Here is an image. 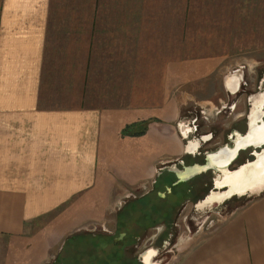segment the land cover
<instances>
[{
	"label": "crops",
	"instance_id": "1",
	"mask_svg": "<svg viewBox=\"0 0 264 264\" xmlns=\"http://www.w3.org/2000/svg\"><path fill=\"white\" fill-rule=\"evenodd\" d=\"M150 1L100 0L107 13L93 20L87 46H75V56L66 43L47 44L49 0H0V264H43L85 224L105 226L111 199L139 186L146 190L132 199L150 194L160 212L185 202L246 200L174 264H264V181L229 194L240 183L254 182L261 171L255 176L250 170L264 164V93L251 112L253 98L245 97V114L236 115L217 138L181 121V105L194 92L183 96L179 89L216 71L222 59L217 56L229 54L211 45L208 55L215 57L165 64L159 105L122 104L121 83L139 69L141 32L151 17L143 12ZM198 1L212 6L215 0ZM238 1L264 7V0ZM179 2L171 0L176 7ZM85 32L82 24L76 40ZM231 75L224 86L236 95L242 84L238 77L236 90H230ZM173 89L177 94L171 95ZM213 139L216 145L203 149ZM209 168V193L176 201L172 188ZM148 249L154 253L146 260ZM155 253L148 247L135 257L148 264Z\"/></svg>",
	"mask_w": 264,
	"mask_h": 264
},
{
	"label": "rangeland",
	"instance_id": "2",
	"mask_svg": "<svg viewBox=\"0 0 264 264\" xmlns=\"http://www.w3.org/2000/svg\"><path fill=\"white\" fill-rule=\"evenodd\" d=\"M193 1L195 6H193ZM193 1L190 3V1L180 0L177 7L171 3V0L150 1L146 11L143 12L145 16L148 14L151 17L144 21L145 28L141 32L137 58L138 72H134L133 78L130 76L128 78V73L120 74L124 78H128L126 82L121 83L122 104L125 103V100H130L132 102L130 104L134 106L159 105L162 98L160 91H162L161 83L164 80L165 64L215 57L208 55L209 47L212 45L217 47L218 51L223 53L228 51L229 54L217 56L222 59L220 67L216 71L179 89V93L183 96H187L184 91L194 92L193 98L186 99V102L181 105L180 120L186 124H196V133L211 132L217 138L230 126L236 115L245 114L248 107L245 97L250 95L253 98L249 110L251 112L255 98L264 93V17H262L264 16V7H257L253 1L249 4L246 2L241 4L237 0H215L212 6L201 4L198 0ZM99 2L100 0H67L69 11L72 9L71 13L74 12L76 21L79 19L84 24L86 32L82 35L83 40L80 38V41L76 40L78 36L72 31L66 38L63 37V34L58 33L52 38V44L58 46L61 43H66L68 51H70L69 54L75 56L80 54L79 51H75V46H87L89 38L87 32H92L93 20H96L97 15L107 13L104 8L102 10L99 7ZM185 4H187L186 8ZM80 6L83 8L81 9ZM79 13L81 17L78 16ZM75 17L64 24H73ZM229 36L233 39H229ZM238 47L243 50L236 51ZM197 50L202 54L196 55ZM229 74H235L231 76L238 75L241 81L240 92L235 93L236 95L228 92L224 86L225 77ZM175 93L177 94L173 89L171 95H175ZM65 96L70 99L74 98L75 94L66 93ZM150 99L153 100L152 104L144 102L145 100L150 101ZM233 101L236 103H234L235 106H233ZM215 145L214 140L210 145H203V149L210 150ZM198 158H201V155L194 159ZM262 169H264V164L252 168L250 174L255 176L261 171L254 178V182L240 183L237 186L239 188L232 189L229 194L234 190L242 192L245 187L264 181V170L262 171ZM212 174L214 176L213 172ZM242 176L244 180L249 178L244 171ZM209 177L207 175V180ZM203 178L205 179V177ZM226 182L228 179L225 178L221 184ZM145 190V187L141 186L126 190V192L123 190L122 196L111 199L110 212L107 213L105 226L97 224L94 226L89 223L81 227L80 231H101L116 237L120 236L117 231L116 213L125 203L134 198L133 195L140 196ZM126 195L128 196L126 197ZM214 201L215 199L211 203L203 201L201 205L185 202L175 219L174 230H170L168 235L165 234L164 226H153L137 243L127 246L125 249L139 258L147 246L152 247L156 249V253L153 263L149 261L148 264H174L189 245L214 230L246 200H242V202L241 199L228 198ZM157 206H160V203L157 202ZM137 226L140 224L132 221L129 228ZM171 227L168 226L167 229H171ZM160 232H162L160 239L166 237L165 240L157 239ZM122 237L119 241L123 239ZM152 250H147L145 259L151 255ZM58 251L59 248L55 249L43 264L54 261Z\"/></svg>",
	"mask_w": 264,
	"mask_h": 264
},
{
	"label": "trees",
	"instance_id": "3",
	"mask_svg": "<svg viewBox=\"0 0 264 264\" xmlns=\"http://www.w3.org/2000/svg\"><path fill=\"white\" fill-rule=\"evenodd\" d=\"M71 12L72 9L69 11L67 0H49L47 44L52 42L55 33L66 34L72 31L80 34L82 23L79 19L76 21L74 12ZM78 16L81 17V14L79 13ZM73 17H75L73 24H64ZM46 46L45 44V48ZM45 63H43V71ZM170 176L173 180L174 177ZM188 188V182L180 183L172 188L176 201L189 198ZM175 196L173 199H176ZM156 208L157 202L153 201L150 194L128 201L116 214L117 231L119 234L123 233L121 241L116 242V236L101 231L74 232L65 238L60 252L49 264H140L131 251L125 248L137 243L148 229L153 227L152 225L165 222L169 218H172V222L177 216L176 206H173L170 212H160ZM132 221L140 226L129 228Z\"/></svg>",
	"mask_w": 264,
	"mask_h": 264
},
{
	"label": "flooded vegetation",
	"instance_id": "4",
	"mask_svg": "<svg viewBox=\"0 0 264 264\" xmlns=\"http://www.w3.org/2000/svg\"><path fill=\"white\" fill-rule=\"evenodd\" d=\"M243 92H244V90H243ZM253 155H251L250 156V159L252 160L253 159ZM207 175H209L210 177L208 178V180H207ZM203 177H205V179L203 178ZM213 174H212V170L209 168V169H207V170H205V171H203L202 173H200V174H196L195 176H191V178H189V179H187V181H188V185H189V188H188V190H187V193H188V196H189V198H187V199H191V200H193V199H196V198H199L200 196H201V194H202V196H205L207 193H209V190H210V183H211V181H212V179H213ZM184 181V180H183ZM179 207V206H178ZM177 206H176V208H175V211H177V214H179V212H180V210H181V207H179L178 208ZM177 217V216H176ZM176 217H175V219H176ZM171 219L172 218H169L168 220H166L165 222H161V223H158V224H155L154 226H164V230H165V234H167L168 235V233H169V231L170 230H174L173 229V227H174V225H175V219L171 222ZM172 223V224H171ZM153 226V225H152ZM168 226L169 227H171V229H167L168 228ZM150 229V228H149ZM163 232V231H162ZM162 232H160L159 233V236H157L158 238L157 239H159V240H165L166 239V237L165 238H161L160 239V237H162V236H160L161 235V233ZM174 233V232H173ZM172 233V234H173ZM171 234V235H172ZM148 248V246L146 247V249ZM146 249L144 250V251H146ZM149 250V249H148ZM140 259V258H139Z\"/></svg>",
	"mask_w": 264,
	"mask_h": 264
},
{
	"label": "bare ground",
	"instance_id": "5",
	"mask_svg": "<svg viewBox=\"0 0 264 264\" xmlns=\"http://www.w3.org/2000/svg\"><path fill=\"white\" fill-rule=\"evenodd\" d=\"M227 84H228V87L230 88V90L235 91L236 90V86L238 84V76H229V78L227 79Z\"/></svg>",
	"mask_w": 264,
	"mask_h": 264
},
{
	"label": "water",
	"instance_id": "6",
	"mask_svg": "<svg viewBox=\"0 0 264 264\" xmlns=\"http://www.w3.org/2000/svg\"><path fill=\"white\" fill-rule=\"evenodd\" d=\"M121 237V236H120Z\"/></svg>",
	"mask_w": 264,
	"mask_h": 264
}]
</instances>
